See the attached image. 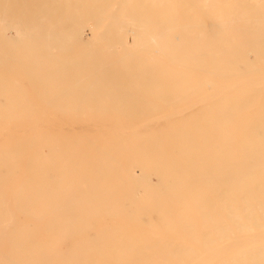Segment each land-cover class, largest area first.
<instances>
[{"label": "bare ground", "instance_id": "1", "mask_svg": "<svg viewBox=\"0 0 264 264\" xmlns=\"http://www.w3.org/2000/svg\"><path fill=\"white\" fill-rule=\"evenodd\" d=\"M0 264H264V0H0Z\"/></svg>", "mask_w": 264, "mask_h": 264}, {"label": "rangeland", "instance_id": "2", "mask_svg": "<svg viewBox=\"0 0 264 264\" xmlns=\"http://www.w3.org/2000/svg\"><path fill=\"white\" fill-rule=\"evenodd\" d=\"M89 30H90L91 32H90ZM96 31H97V29H95L94 32H93L91 29H87V31H86V39L88 40V42H89V41H90V43L93 42L94 34L96 33ZM88 35H89V36H88ZM89 37H90L92 40H90ZM137 38H138V36H137L136 33H134V32H130V34H129L130 42H132V43L137 42ZM101 102H104V103H113V102H108V101H106V100H102ZM58 114H59V116L55 118L56 120H60V121H62V122H67V121L69 120L68 117L66 116V114H64V113H62V112H59ZM88 120H104V119H98V118L93 119V118H90V119H88Z\"/></svg>", "mask_w": 264, "mask_h": 264}]
</instances>
